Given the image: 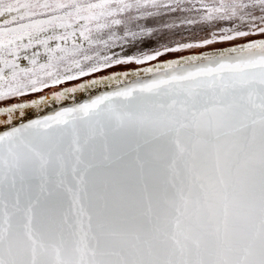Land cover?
<instances>
[{
  "label": "snow or ice",
  "instance_id": "obj_1",
  "mask_svg": "<svg viewBox=\"0 0 264 264\" xmlns=\"http://www.w3.org/2000/svg\"><path fill=\"white\" fill-rule=\"evenodd\" d=\"M162 10L194 14L181 23L208 37L112 51L149 46ZM254 37L264 0H0L10 104L0 107V264H264V38ZM98 86L110 90L25 111Z\"/></svg>",
  "mask_w": 264,
  "mask_h": 264
},
{
  "label": "rangeland",
  "instance_id": "obj_2",
  "mask_svg": "<svg viewBox=\"0 0 264 264\" xmlns=\"http://www.w3.org/2000/svg\"><path fill=\"white\" fill-rule=\"evenodd\" d=\"M194 16V14L176 11V12H167L163 11L160 16L155 18H150L151 20H155V23L148 22L147 26L155 27L159 29L158 32L154 33L152 37L144 38L145 41L148 42L147 47L140 42H135L133 44L127 45L123 48V50L119 47L112 49L113 52L118 53L123 56L125 54H140L142 52L152 53L155 50L163 51L165 46L168 47H176L177 44L180 43H196L203 38H207L209 33H206L202 30V25H187L182 24L181 20L185 19V17ZM198 19V17H195ZM163 24H174L175 27L168 29L163 28ZM254 38H264V37H254ZM247 42V40H240L238 43ZM230 44H220L217 47H227ZM211 50L209 48L203 50H189L185 49L179 53H165L164 56L159 57L156 61L146 62L144 65H115L110 69H102L100 73H93L90 77H81L77 81H66L63 85H57L53 89H45L43 93H29L27 98H11V102H27L30 103L32 99H39L41 95H46L51 97L53 91H62L64 87H75L77 84L85 83L88 79H98L101 76H109L115 73H123V72H134L141 70L145 67H153L156 64L165 63L170 60L180 59L182 56L199 54L200 51H208ZM10 106L9 103L0 101V107Z\"/></svg>",
  "mask_w": 264,
  "mask_h": 264
},
{
  "label": "water",
  "instance_id": "obj_3",
  "mask_svg": "<svg viewBox=\"0 0 264 264\" xmlns=\"http://www.w3.org/2000/svg\"><path fill=\"white\" fill-rule=\"evenodd\" d=\"M129 78L131 79L132 77H129ZM105 90H110V89H108L106 86H98L96 89H90L85 92H77L75 94H70V98L66 101L57 103V102L49 100L48 106H42V109L39 111L41 112V114H48L52 110L54 109L58 110L62 106H71L72 103L74 102V100L71 98L72 95H74L75 102H83L84 100L88 99L91 95L99 94L101 91H105ZM31 109L37 110L35 108H31ZM31 109H26L25 111L27 112ZM36 114L33 115L31 118H35Z\"/></svg>",
  "mask_w": 264,
  "mask_h": 264
},
{
  "label": "bare ground",
  "instance_id": "obj_4",
  "mask_svg": "<svg viewBox=\"0 0 264 264\" xmlns=\"http://www.w3.org/2000/svg\"><path fill=\"white\" fill-rule=\"evenodd\" d=\"M124 73V72H123ZM129 73V72H128ZM88 91V90H87ZM39 110H29L26 113L28 114V118H31L33 115H35Z\"/></svg>",
  "mask_w": 264,
  "mask_h": 264
}]
</instances>
